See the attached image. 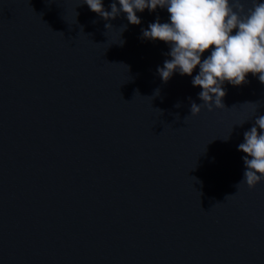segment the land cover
<instances>
[{"label":"water","instance_id":"1","mask_svg":"<svg viewBox=\"0 0 264 264\" xmlns=\"http://www.w3.org/2000/svg\"><path fill=\"white\" fill-rule=\"evenodd\" d=\"M137 15L0 0V264H264V180L236 188L264 84L191 115L199 66L163 82L169 14Z\"/></svg>","mask_w":264,"mask_h":264},{"label":"clouds","instance_id":"2","mask_svg":"<svg viewBox=\"0 0 264 264\" xmlns=\"http://www.w3.org/2000/svg\"><path fill=\"white\" fill-rule=\"evenodd\" d=\"M118 2L119 8L113 0L111 11H106L102 0H82V3L87 4L91 11L104 20L115 19L122 12L132 25L141 23L137 12L142 13L145 9L155 12L158 7L167 10L168 22L161 23L157 17L147 29H142V38L160 40L170 46L167 55L171 59H166L163 67L157 68L158 75L165 83L174 72L178 71L181 76H192L194 69L199 66L198 74L192 79V85L202 89L198 97L203 104L191 102V115H198L202 106L207 107L208 111H212L213 107L225 108L222 102L226 95L223 88L225 82L241 86L248 82L246 77L251 74L264 84V2L261 0ZM248 2L251 7L245 8ZM111 27V24H105L106 29ZM126 28L127 25L125 30ZM123 43L121 40L120 44ZM206 51H210V54L202 60ZM155 95H159V89L155 91ZM251 104L254 111L259 106L258 102ZM180 106L179 103L175 105L177 108ZM186 119L187 117L184 121ZM230 135L224 140L227 141ZM243 136L244 141L238 145V150L246 154L242 158L245 171L236 188L246 183L251 189L264 180V115L257 116L253 126L245 131ZM230 196L232 195L226 196L225 199Z\"/></svg>","mask_w":264,"mask_h":264}]
</instances>
